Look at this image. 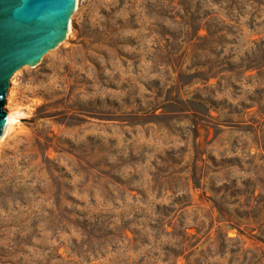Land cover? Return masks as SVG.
Returning <instances> with one entry per match:
<instances>
[{"label": "rangeland", "instance_id": "obj_1", "mask_svg": "<svg viewBox=\"0 0 264 264\" xmlns=\"http://www.w3.org/2000/svg\"><path fill=\"white\" fill-rule=\"evenodd\" d=\"M230 3L77 0L11 79L0 264H264V0Z\"/></svg>", "mask_w": 264, "mask_h": 264}, {"label": "water", "instance_id": "obj_2", "mask_svg": "<svg viewBox=\"0 0 264 264\" xmlns=\"http://www.w3.org/2000/svg\"><path fill=\"white\" fill-rule=\"evenodd\" d=\"M77 0H0V139L4 108L14 74L37 65L68 34Z\"/></svg>", "mask_w": 264, "mask_h": 264}, {"label": "bare ground", "instance_id": "obj_3", "mask_svg": "<svg viewBox=\"0 0 264 264\" xmlns=\"http://www.w3.org/2000/svg\"><path fill=\"white\" fill-rule=\"evenodd\" d=\"M70 29H71V22L69 25V30ZM9 108L10 109L7 110V115H8V121H7V126H6L7 132L3 135L2 139H1L2 141L5 139V136L7 135L9 129L14 125V123L19 119V116L22 114V113H20V111L18 110L17 107H9Z\"/></svg>", "mask_w": 264, "mask_h": 264}, {"label": "trees", "instance_id": "obj_4", "mask_svg": "<svg viewBox=\"0 0 264 264\" xmlns=\"http://www.w3.org/2000/svg\"><path fill=\"white\" fill-rule=\"evenodd\" d=\"M230 4L228 5V7L226 8V10H228V11H230L231 9H233V6L235 5L234 4V0H230ZM228 4V3H227ZM219 31H211L210 29H209V33H210V35L211 36H214V35H216V33H218ZM262 66H264V65H261V67ZM250 68H254V66H249L248 65V67H247V69H250ZM215 76V75H214ZM210 79V77H208L207 79H206V81H208ZM185 240H186V238H185Z\"/></svg>", "mask_w": 264, "mask_h": 264}]
</instances>
